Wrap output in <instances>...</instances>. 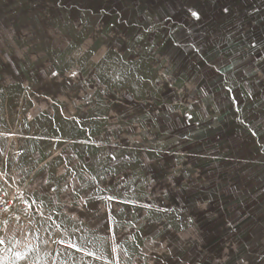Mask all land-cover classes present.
I'll return each instance as SVG.
<instances>
[{
	"label": "rangeland",
	"instance_id": "1",
	"mask_svg": "<svg viewBox=\"0 0 264 264\" xmlns=\"http://www.w3.org/2000/svg\"><path fill=\"white\" fill-rule=\"evenodd\" d=\"M103 4L0 0V187L27 207L0 232V264H142L152 205L137 202L123 132L167 90L166 58L199 44L114 42Z\"/></svg>",
	"mask_w": 264,
	"mask_h": 264
},
{
	"label": "crops",
	"instance_id": "2",
	"mask_svg": "<svg viewBox=\"0 0 264 264\" xmlns=\"http://www.w3.org/2000/svg\"><path fill=\"white\" fill-rule=\"evenodd\" d=\"M96 11L114 42L199 44L183 62L163 48L167 90L136 106L134 137L123 132L136 142L137 202L152 205L139 263L264 264V0H104Z\"/></svg>",
	"mask_w": 264,
	"mask_h": 264
},
{
	"label": "built area",
	"instance_id": "3",
	"mask_svg": "<svg viewBox=\"0 0 264 264\" xmlns=\"http://www.w3.org/2000/svg\"><path fill=\"white\" fill-rule=\"evenodd\" d=\"M26 209L22 191L8 194L0 187V232L7 221L15 219Z\"/></svg>",
	"mask_w": 264,
	"mask_h": 264
},
{
	"label": "snow or ice",
	"instance_id": "4",
	"mask_svg": "<svg viewBox=\"0 0 264 264\" xmlns=\"http://www.w3.org/2000/svg\"><path fill=\"white\" fill-rule=\"evenodd\" d=\"M224 11L227 12L228 9H224ZM192 15H193L194 17H196L197 19H199V13H198V12H192ZM0 243H2V241H0Z\"/></svg>",
	"mask_w": 264,
	"mask_h": 264
}]
</instances>
